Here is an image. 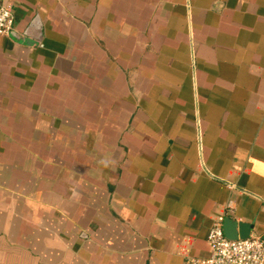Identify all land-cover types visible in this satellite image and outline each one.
<instances>
[{"label": "crops", "instance_id": "1", "mask_svg": "<svg viewBox=\"0 0 264 264\" xmlns=\"http://www.w3.org/2000/svg\"><path fill=\"white\" fill-rule=\"evenodd\" d=\"M0 264H191L264 236V0H0Z\"/></svg>", "mask_w": 264, "mask_h": 264}, {"label": "built area", "instance_id": "2", "mask_svg": "<svg viewBox=\"0 0 264 264\" xmlns=\"http://www.w3.org/2000/svg\"><path fill=\"white\" fill-rule=\"evenodd\" d=\"M11 10L0 5V36L13 31ZM223 220L216 222L208 235L210 255L191 264H264V236L250 235L245 240H228L223 232Z\"/></svg>", "mask_w": 264, "mask_h": 264}, {"label": "water", "instance_id": "3", "mask_svg": "<svg viewBox=\"0 0 264 264\" xmlns=\"http://www.w3.org/2000/svg\"><path fill=\"white\" fill-rule=\"evenodd\" d=\"M222 227L225 237L231 241L245 240L252 234L251 224L238 221L229 216L223 219Z\"/></svg>", "mask_w": 264, "mask_h": 264}]
</instances>
